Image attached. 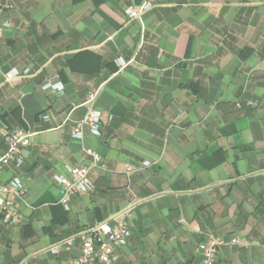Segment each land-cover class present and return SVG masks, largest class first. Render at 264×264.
<instances>
[{
  "label": "crops",
  "instance_id": "0c3cea01",
  "mask_svg": "<svg viewBox=\"0 0 264 264\" xmlns=\"http://www.w3.org/2000/svg\"><path fill=\"white\" fill-rule=\"evenodd\" d=\"M133 2L0 0V157L3 130L34 134L0 172L26 186L0 264H71L115 218L131 238L114 264H197L208 236L217 264H264V0H158L143 24ZM94 93L101 135L75 139ZM81 165L94 190L67 210L57 177Z\"/></svg>",
  "mask_w": 264,
  "mask_h": 264
},
{
  "label": "built area",
  "instance_id": "2783aa9c",
  "mask_svg": "<svg viewBox=\"0 0 264 264\" xmlns=\"http://www.w3.org/2000/svg\"><path fill=\"white\" fill-rule=\"evenodd\" d=\"M158 0H134L133 4L126 9V14L130 20H137L143 24L144 16L150 12ZM1 37V34H0ZM123 69L125 66L122 67ZM45 86V89L50 88ZM97 94H90L87 100L88 112L83 121L77 123L72 128V137L78 140L83 139L84 130H90L93 136L101 135L100 112L94 109ZM47 120L48 117H45ZM7 152L0 157V172L8 165L20 168L24 163L23 152L31 147L34 134L21 129L3 130ZM87 155L93 159L94 166L100 163V156L91 149L86 150ZM148 164L145 163L144 167ZM92 167L81 165L78 168L69 170V176H58L57 181L64 189L61 204L65 209H70L71 199L75 195H82L94 190L90 182L89 174ZM126 171L131 174L135 168L126 165ZM26 193L24 182L15 178L8 183L0 182V222L7 226H17L22 222L23 216L15 203L16 198H21ZM131 231L127 223L118 221L116 218L111 221L98 222L81 233L80 253L71 264H114V259L118 249L127 247ZM76 239H66L49 249V253L59 255L65 250L72 248ZM232 245L239 243L234 238L230 241ZM227 242L220 237L208 236L199 246L200 259L197 264H217L218 256L222 247Z\"/></svg>",
  "mask_w": 264,
  "mask_h": 264
}]
</instances>
